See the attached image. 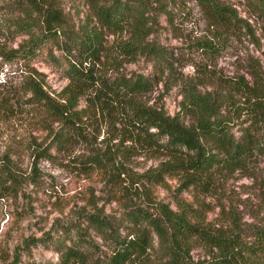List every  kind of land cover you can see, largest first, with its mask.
<instances>
[{
	"label": "trees",
	"instance_id": "obj_1",
	"mask_svg": "<svg viewBox=\"0 0 264 264\" xmlns=\"http://www.w3.org/2000/svg\"><path fill=\"white\" fill-rule=\"evenodd\" d=\"M82 1L88 9L78 23L62 0H11L0 13V30L29 35L24 41L31 43L22 54L34 53L41 42L43 47L60 43L65 55L52 56L68 79L60 90L49 88L45 73L37 69H29L20 83L10 76L0 80L2 115L10 112V97L21 86L41 128L51 134L48 144L36 142L32 148L30 177L21 171L17 155L0 151V198H17L29 178L37 181L41 156L50 158L53 148L68 149L76 137H86L80 122L86 113L78 108L82 96L87 108L122 123L120 145L91 147L78 158L84 171L102 175L106 191L121 209L106 212L96 205L85 220L102 241L79 229L75 241L57 248V262L43 264H264L262 56L248 52L232 72L204 69L199 75L178 76L166 48L151 35L159 29L160 16L172 17L181 0ZM196 1L211 30L210 36L196 40L200 50L222 52L223 39L231 33L248 35L261 48L254 24L232 2ZM249 1L264 17V0ZM138 56L154 61L161 75L121 69L125 60ZM105 61L111 62L113 73L98 67ZM169 77L179 87L174 113L143 98L162 80L169 88ZM140 150L163 157L140 176L123 177L126 170L118 156L130 159ZM236 171L251 177L258 190L256 206L248 204L251 197L243 198L251 207L250 220L239 209L238 195L226 193V182ZM167 177H178L176 189H190L192 199L177 197L172 205L156 196L154 185L167 184ZM217 207L216 217L209 219V211ZM199 246L203 253L196 256Z\"/></svg>",
	"mask_w": 264,
	"mask_h": 264
},
{
	"label": "rangeland",
	"instance_id": "obj_2",
	"mask_svg": "<svg viewBox=\"0 0 264 264\" xmlns=\"http://www.w3.org/2000/svg\"><path fill=\"white\" fill-rule=\"evenodd\" d=\"M9 1L11 0H0V13L3 10L1 7ZM62 1L78 23L88 6L82 0ZM226 1L236 5L240 13L254 24L261 48L257 50L248 35L231 33L223 39L226 42L222 52L209 54L200 50L196 40L201 35H211L206 14L196 0H181L175 5L172 17L168 18L165 14L160 16L159 29L151 35L166 48L178 76L199 75L204 69L232 72L238 69L248 52H255L264 60L262 12L259 9L254 10L249 0ZM28 37L27 34L14 36L9 30H0V80L10 76L14 82L20 83L26 80L25 76L30 70L37 69L45 73L49 88L60 90L67 84L68 79L52 53L56 56L65 55L61 44L49 42L43 47L41 42L34 53L25 55L22 53L31 43L24 41ZM19 46L22 50L14 51ZM2 51L11 58H4ZM98 67L108 74L113 73V66L109 61L100 63ZM121 69L145 74L157 72V75H161L154 61L145 56H138L133 61L125 60ZM167 71L163 77L167 76ZM168 84L170 87L166 88L167 85L165 86L162 80L154 91L146 93L143 98L148 103L164 106L174 113L180 99L179 87L176 83L172 85L171 79ZM28 96L29 93L20 86L10 97V112L6 116L0 112V151L10 149L14 156L17 155L21 171L30 177L34 158L32 148L36 142L48 144L51 134L41 128L40 117L37 118L38 116L33 114L34 109ZM87 107V100L82 96L78 108L84 109L86 113L80 121L81 132L86 137H76L68 149L53 148L50 158L41 156L37 161V181L33 182L29 178L17 198H0V264H13L17 260L20 264L55 263L60 257L57 248L75 241L79 229L102 241L94 227L85 220L88 211L95 210L96 205L104 208L106 212L121 209L119 202L112 199L106 191L102 175L96 171H84L78 158L91 147L111 149L120 145L122 123L117 120L114 124L107 115ZM162 157L140 150L132 154L130 159L119 155L117 162L124 163L122 167L126 173H122V176L125 177L128 174L143 173L158 164ZM166 180L167 184L154 185L153 192L156 196L171 202L172 205L176 204L177 197L192 199L193 192L190 189H176L180 183L178 177H167ZM225 189L227 194L238 195V205L244 219H252L249 212L251 207L246 206L243 201L246 196L251 197L248 199L249 205L256 206L260 201L252 178L236 171L227 180ZM218 211L219 207L210 210L208 218H215ZM201 253L203 249L200 246L194 248L196 256Z\"/></svg>",
	"mask_w": 264,
	"mask_h": 264
}]
</instances>
